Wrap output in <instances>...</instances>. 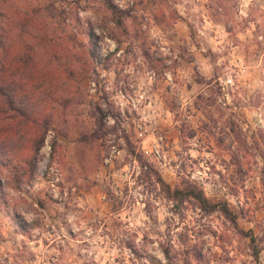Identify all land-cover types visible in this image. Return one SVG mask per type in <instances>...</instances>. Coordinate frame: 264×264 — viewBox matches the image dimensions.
Masks as SVG:
<instances>
[{"label": "rangeland", "instance_id": "rangeland-1", "mask_svg": "<svg viewBox=\"0 0 264 264\" xmlns=\"http://www.w3.org/2000/svg\"><path fill=\"white\" fill-rule=\"evenodd\" d=\"M11 1L58 40L34 70L63 56L79 84L30 181L0 168V264H264V0ZM186 185L235 222L164 192Z\"/></svg>", "mask_w": 264, "mask_h": 264}, {"label": "trees", "instance_id": "trees-1", "mask_svg": "<svg viewBox=\"0 0 264 264\" xmlns=\"http://www.w3.org/2000/svg\"><path fill=\"white\" fill-rule=\"evenodd\" d=\"M104 3L111 19L120 26L125 19V13L108 1ZM37 10L35 4L23 8L17 2L0 0V136L12 133L9 138L13 143H20L23 137L34 134L30 140L33 146L29 149L31 154L25 157H21L20 145L10 144L7 150L0 141V168L11 169L18 173V178L26 177L28 181L35 171L34 150L38 146L35 147V144L39 140L41 142L43 131L52 123V119L54 120L56 111H60L58 119L64 116L65 121L69 116V107L79 84V72H76L72 65H68L71 62L63 56L56 58L52 55L55 65L50 75L34 70L36 64L32 63L31 58L34 48L45 47L47 44L57 45L58 41L48 23L44 21L46 17L38 15ZM49 10L48 8L47 12ZM44 44L46 45L43 46ZM89 56L96 57L95 50H92ZM25 66L31 72L30 76L23 72ZM100 129L98 123L95 131ZM19 157L23 159L20 161ZM164 192L172 200L192 199L203 212L218 210L230 222H235L226 205L210 201L202 190L195 186L186 185L172 191L165 186ZM13 219L20 225L17 217ZM245 235L250 238L253 257L257 259L259 251L254 246L256 238L251 233Z\"/></svg>", "mask_w": 264, "mask_h": 264}, {"label": "built area", "instance_id": "built-area-1", "mask_svg": "<svg viewBox=\"0 0 264 264\" xmlns=\"http://www.w3.org/2000/svg\"><path fill=\"white\" fill-rule=\"evenodd\" d=\"M122 95H123V94H122ZM123 97H124V96H123ZM129 100L131 101L132 99H131V98H128V101H129ZM132 105L134 106V104H132Z\"/></svg>", "mask_w": 264, "mask_h": 264}]
</instances>
